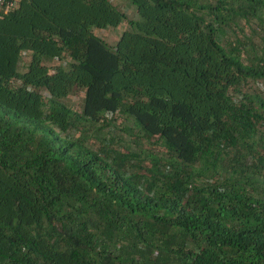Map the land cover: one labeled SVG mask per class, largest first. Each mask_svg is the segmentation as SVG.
I'll list each match as a JSON object with an SVG mask.
<instances>
[{"label": "trees", "instance_id": "trees-1", "mask_svg": "<svg viewBox=\"0 0 264 264\" xmlns=\"http://www.w3.org/2000/svg\"><path fill=\"white\" fill-rule=\"evenodd\" d=\"M127 1L133 18L111 0L0 17V264H264L245 187L264 168V0ZM242 20L262 27L246 60L224 43ZM122 22L113 45L97 33ZM119 118L165 154L105 140Z\"/></svg>", "mask_w": 264, "mask_h": 264}, {"label": "rangeland", "instance_id": "rangeland-1", "mask_svg": "<svg viewBox=\"0 0 264 264\" xmlns=\"http://www.w3.org/2000/svg\"><path fill=\"white\" fill-rule=\"evenodd\" d=\"M120 10H122L128 18L135 17V7L130 4L127 0H111ZM128 28V24L126 22H122L118 27L106 30H99L97 33L105 38V40L110 44L113 45L115 40L120 36V33ZM257 29L259 32H262V27L256 23L255 21H251L250 23L241 21L236 28H231L227 31V34L224 37V43L228 48H235L241 51L242 57L245 58V49L248 47V39L250 35H254V41L261 44V37L257 34L253 33V30ZM259 88H264V82H259ZM253 85H248L247 90L253 89ZM63 102L67 103L73 109L79 110L81 107L82 102V95L81 93L69 95L66 98L62 99ZM133 120V119H132ZM131 119H123L119 118L118 121L116 120L115 126L114 124L105 126L103 128V137L104 139H108L109 136L114 135L116 140V147L120 145H125L127 142L131 140V138L136 137L140 140V144L143 147H147L150 150L159 153L165 154V148L160 143H150L146 138L141 136L140 130L136 127L134 122ZM124 126L132 127L133 134H129L127 131L122 130ZM117 127V128H115ZM86 133L89 135L87 137L88 143L92 146H99V140L93 136V126H88L86 128ZM118 138H121V142H119ZM255 142H253V148L259 149L261 152L260 144L264 145V125L260 126L259 132L255 136ZM132 148H136L135 144L131 143ZM248 162H254L255 164H259L257 159L252 156L247 157ZM259 168H261L259 166ZM259 168L255 169V173L261 175L259 181H254V184L246 185L245 187L252 193L256 195H263L264 196V168L258 171Z\"/></svg>", "mask_w": 264, "mask_h": 264}, {"label": "built area", "instance_id": "built-area-1", "mask_svg": "<svg viewBox=\"0 0 264 264\" xmlns=\"http://www.w3.org/2000/svg\"><path fill=\"white\" fill-rule=\"evenodd\" d=\"M20 0H0V17L16 9Z\"/></svg>", "mask_w": 264, "mask_h": 264}, {"label": "crops", "instance_id": "crops-1", "mask_svg": "<svg viewBox=\"0 0 264 264\" xmlns=\"http://www.w3.org/2000/svg\"><path fill=\"white\" fill-rule=\"evenodd\" d=\"M105 30H106V29H105ZM115 42H116V40H115ZM115 42H114V43H115Z\"/></svg>", "mask_w": 264, "mask_h": 264}]
</instances>
